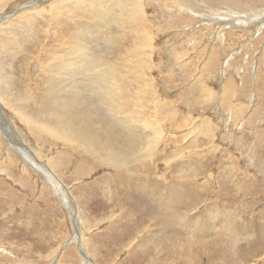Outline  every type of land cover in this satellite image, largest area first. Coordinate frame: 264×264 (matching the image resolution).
<instances>
[{
    "label": "rangeland",
    "instance_id": "1",
    "mask_svg": "<svg viewBox=\"0 0 264 264\" xmlns=\"http://www.w3.org/2000/svg\"><path fill=\"white\" fill-rule=\"evenodd\" d=\"M107 1L1 2L0 264H264V0H236L245 4L239 8L229 0V9L227 0L207 7L194 0L193 13L151 0L143 57L132 56L134 43L111 18L104 35L89 34L87 21L72 22L73 6L98 9ZM76 27L89 52L109 68L123 66L124 74L112 67L105 77L112 91L81 90L91 135L106 131L116 147L135 138V159L122 156L120 166L66 134L51 135L47 67L72 47ZM89 75L70 76L67 88L74 79L96 82ZM98 88L115 94L104 103ZM6 138L22 139L16 147L25 154ZM33 161L61 182L69 203ZM212 241L223 243V252Z\"/></svg>",
    "mask_w": 264,
    "mask_h": 264
},
{
    "label": "bare ground",
    "instance_id": "2",
    "mask_svg": "<svg viewBox=\"0 0 264 264\" xmlns=\"http://www.w3.org/2000/svg\"><path fill=\"white\" fill-rule=\"evenodd\" d=\"M4 0H0V6L2 5L1 2H3ZM6 1V0H5ZM88 1V4L89 5H92V4H95L96 0H86ZM103 0H100V2H102ZM109 1V0H108ZM108 1L104 4V7L103 8H98V9H94L92 7H86L85 8V5L83 7V5L81 4V7L79 5H75L73 6L74 10H71V13H74V15L76 16V19H74V17L72 18L71 16V20L72 22L75 21V22H78V21H87V23H91L93 24V28L92 30L90 29L89 31L86 30V32L88 31L89 34H93V32L96 30L97 33L101 34V35H104L105 33L109 32V30L107 29V27H109L106 23L110 21V24H113L111 26H114L113 28H117V27H121V29H123V33L125 34V40L127 39V37H129V41L133 42L135 47H136V50H135V53L134 55H132L133 57H137V55H140L142 56V51L144 49V47H146L148 44H149V41H150V36L147 32V30L145 29L146 27V22H145V8L146 7H150L151 6V0L149 1H146V0H114L110 5L108 4ZM174 4H177L179 3V11L181 10H184L185 11H188V12H192V11H195L197 12V4L194 3V0H172ZM206 1L208 0H201V3L203 4H200V6H206V5H209V4H204V3H207ZM218 1V0H217ZM224 1V0H223ZM222 1V2H223ZM233 4L235 5H231L232 8L233 7H236V8H239L237 7L236 5L238 6H241L243 7L245 4L241 1H236V0H230ZM8 2V1H7ZM55 2V1H53ZM126 2V5L125 3ZM224 3L227 4V7H230V4H229V0L227 1H224ZM114 4V7H111L112 5ZM183 4H186V6L189 8L188 10H185L183 9L182 5ZM38 5V4H36ZM199 6V7H200ZM54 7L55 8H61V7H57V4L54 3ZM207 7V6H206ZM196 8V9H195ZM210 9V8H208ZM229 9V8H228ZM28 12V11H27ZM34 12V11H33ZM116 12V13H115ZM133 12H136L138 13V19L141 23H139L137 21V19L135 18V15ZM183 12V11H182ZM187 12V13H188ZM31 13V12H30ZM193 13V12H192ZM44 14V13H43ZM59 14V13H58ZM94 15V16H93ZM193 16H195L194 14H192ZM23 16V15H22ZM30 16V19L28 18V25L31 27V24H33V15H29ZM112 16V17H111ZM173 16V15H172ZM191 16V15H190ZM197 17V16H196ZM217 17V16H216ZM111 18V19H110ZM209 18V17H208ZM21 19V17H20ZM86 19V20H85ZM207 19V18H206ZM218 19V18H217ZM235 20L236 19H239V18H234ZM20 21V20H19ZM27 21H26V25H27ZM230 21H232L230 19ZM230 21H225V23H230ZM174 22V21H173ZM182 22V21H181ZM208 22V21H207ZM211 22V20H210ZM213 22V21H212ZM216 24H220L219 21H215ZM219 22V23H218ZM224 23V22H223ZM232 23V22H231ZM23 24V23H22ZM69 24H71V22L69 21ZM183 24V23H182ZM76 25V24H75ZM74 25V26H75ZM116 25V26H115ZM2 26V25H1ZM33 26V25H32ZM68 26V25H67ZM71 26V25H70ZM62 27V26H61ZM69 27V26H68ZM1 28V27H0ZM20 28V27H19ZM31 28H34V27H31ZM31 28H29V30H31ZM58 28V27H57ZM17 29V28H16ZM77 29V32H76V40L74 42V44L76 46H74V44L72 45V47L69 49H65L63 52V55L62 56H57L56 58L53 59L52 62L48 61V67H47V72H48V75H50V85H49V93L51 95L49 96H45L46 98V103L43 104V106H45V110L47 111L48 110V113L52 116V120L50 121L52 124L50 126H52V133H55L57 134L56 136H60L62 134H66V139L67 140H73V143L74 141H76L77 143L83 145V144H86L90 147H92L93 150H95L96 153H100V152H105L106 153V159H109V162H112V163H118L121 159V157L123 156L124 158L126 157H130L129 159L130 160H134L135 159V154L134 152L136 151V147H137V144H136V140L135 138L133 137H130L131 139L128 141H124L125 142V145L124 147H122L121 145H119L118 147L115 146V143L114 141L112 140L113 138L108 134L106 133V131H102L101 133H92V135L90 134V132H94L92 130V124H93V121L91 116L92 114L90 115V113L87 112V108H86V105L84 103V98H83V95H82V91L84 90H87V91H93L94 88H97V87H105L106 89L109 88V91H112V85L111 87L109 86L108 87V83L105 84L106 80H109L108 78L105 80V77L107 75V73L110 74V69L112 67L115 68L116 72L117 71H120L124 74V70L122 69L121 71V68L123 67L121 64V68H119L120 64L119 62H116L115 64H113V66H111V68H109V63L106 64L104 61H102L100 58L96 57L95 55H93L91 52L88 51V46H87V49H86V42H85V38H82L81 41H78L79 39V35L82 34L81 31H79L78 27H76ZM119 29V28H117ZM35 31V30H34ZM38 31V30H37ZM68 31V30H67ZM4 32V31H3ZM84 32V31H83ZM85 32V33H86ZM3 34V33H2ZM13 34V33H12ZM11 34V35H12ZM22 34V33H21ZM29 34L31 35L32 33L29 32ZM88 34V35H89ZM91 34V35H92ZM123 34V35H124ZM29 35V36H30ZM85 35V34H84ZM97 35V34H95ZM120 35V34H119ZM10 36V35H9ZM83 36V35H81ZM32 37V35H31ZM84 37V36H83ZM86 37V35H85ZM15 38V37H13ZM48 38V37H47ZM92 38V37H91ZM97 38V37H96ZM96 38L94 41H96ZM132 38V39H131ZM11 39V38H10ZM59 39V38H58ZM57 39V40H58ZM65 39V38H64ZM90 39V38H89ZM66 40V39H65ZM112 40V39H111ZM62 41V40H61ZM114 41V39L112 40ZM111 41V42H112ZM123 41V40H122ZM9 42V41H8ZM50 42V41H49ZM11 43V42H10ZM119 43V41H118ZM62 46V45H61ZM74 46V48H73ZM120 44H118V48H120ZM75 47H80L81 50L79 49H76ZM48 48V47H47ZM64 48V47H63ZM52 49H55V48H52ZM86 49V50H85ZM68 50V51H66ZM142 50V51H141ZM42 52V51H41ZM45 52V51H44ZM43 53V52H42ZM44 54V53H43ZM55 54V53H54ZM53 54V55H54ZM66 54V56H65ZM57 55V54H56ZM55 55V56H56ZM60 55V54H58ZM152 55V54H151ZM92 56L91 59H89L88 57ZM45 57V56H44ZM47 57V56H46ZM143 57V56H142ZM38 58V57H37ZM46 61V60H45ZM47 65V63H46ZM112 65V64H111ZM142 65V64H141ZM124 68H125V65H124ZM133 70H135V67L134 65H132L130 68H128V71L126 72H132ZM169 70V69H168ZM112 71V69H111ZM106 72V74L104 73ZM79 75V74H84V75H94V78L92 80H95L96 82H99L97 83L98 85L100 84L101 86H97L96 84V87H94V83H91V82H88V83H82L80 80H76L74 79L73 80V84L68 86L70 88H67V82H69V78L70 76L72 77L73 75ZM47 75V74H46ZM68 77V78H66ZM89 75V76H90ZM103 76V78H102ZM113 76V75H112ZM78 79L80 78L79 76H77ZM84 78V76H82ZM114 77V76H113ZM74 78V77H73ZM72 78V79H73ZM86 78V77H85ZM89 78V77H88ZM109 78L111 79V77L109 76ZM125 78V77H124ZM82 79V78H80ZM103 79V80H101ZM121 79V78H120ZM66 80H69L66 82ZM91 80V81H92ZM1 81V80H0ZM72 81V80H71ZM70 81V83H71ZM105 81V82H104ZM111 81V80H110ZM114 81V80H113ZM111 81V82H113ZM66 82V83H65ZM108 82V81H107ZM109 82V83H111ZM125 82H127L125 80ZM130 82V81H129ZM117 83V82H116ZM132 83V82H131ZM114 85V83H113ZM119 86V83L117 84ZM116 85V86H117ZM115 86V85H114ZM115 86V88H116ZM111 88V89H110ZM114 89V88H113ZM119 89V88H118ZM142 89V88H141ZM82 90V91H81ZM101 91L102 88H98L96 89L95 91ZM104 90V89H103ZM103 90L101 91L102 94H103ZM116 90V89H115ZM66 91V92H64ZM104 91H107V97L110 96V94H115V91L113 93H110L108 92V90H104ZM121 91V90H120ZM132 91V90H131ZM142 91H144L142 89ZM63 92L65 93V96L63 95ZM117 92V91H116ZM149 92V91H148ZM91 93V92H90ZM93 93V92H92ZM105 93V92H104ZM143 93V92H142ZM146 93V92H145ZM85 94V93H84ZM96 95V97L98 98V100H102V102L106 103L108 101V99H110V96L109 98L106 97L105 94L103 95ZM118 94V93H117ZM141 94V93H139ZM144 94V93H143ZM133 95V94H132ZM142 95V94H141ZM63 96V97H62ZM119 96V95H117ZM124 96H127V95H124ZM95 97V96H94ZM93 97V98H94ZM114 97V95H113ZM149 97V96H148ZM44 98V97H43ZM91 98V97H90ZM115 98V97H114ZM112 98V99H114ZM139 97H137L138 99ZM42 99V98H41ZM123 99H126L123 98ZM140 99V98H139ZM139 99L137 100L138 103H139ZM143 99V98H142ZM89 100V99H88ZM97 100V101H98ZM104 100V101H103ZM120 100V99H119ZM72 101V102H71ZM114 100H112L113 102ZM116 102L118 101L115 100ZM115 101L113 102L114 104ZM143 101V100H142ZM121 102V101H119ZM117 102V103H119ZM122 102H124V100H122ZM127 102V100H126ZM129 102V101H128ZM71 103L72 106L69 104ZM112 103V104H113ZM51 104V105H50ZM87 104V103H86ZM108 105L111 104V102L109 101V103H107ZM109 105L112 109H113V105ZM141 104V103H139ZM102 105V104H101ZM117 105V104H116ZM126 105V104H125ZM125 105H123V107H125ZM129 105V104H128ZM142 105V104H141ZM71 106V107H70ZM120 106L122 107V104H120ZM2 107V106H1ZM47 107V108H46ZM88 107V106H87ZM115 107H118V106H115ZM120 107V108H121ZM71 108V109H70ZM120 108L119 111H120ZM128 108V107H127ZM144 108V107H143ZM4 109V108H3ZM109 109V108H108ZM111 109V110H112ZM115 109V108H114ZM113 109V110H114ZM2 110V109H1ZM109 111L112 115L116 112H114L113 110L112 111ZM117 110V108H116ZM52 111H54L53 113H57L55 114V116H53L54 114L52 113ZM108 112V110H107ZM128 112V111H127ZM130 112V111H129ZM3 113V112H2ZM67 114L66 116H63V115H60V114ZM118 113V112H117ZM120 113V112H119ZM131 113V112H130ZM132 113H134L132 111ZM128 113H125V115H127ZM133 115V114H132ZM123 116V115H122ZM141 116V115H140ZM24 117V115H23ZM36 117V116H35ZM34 117V119H35ZM40 117V116H39ZM113 117V115H112ZM118 117V115H117ZM119 117H121L119 115ZM143 117V116H142ZM141 117V118H142ZM25 118V117H24ZM27 118V117H26ZM25 118V119H26ZM128 118V117H127ZM31 119V118H30ZM132 119V118H131ZM134 119V118H133ZM65 120V123H63ZM29 122V118L27 120ZM133 121V120H132ZM34 122V121H33ZM129 122H131L129 120ZM2 124V122H0ZM32 123V122H31ZM38 123V122H37ZM36 123V124H37ZM70 123V125L68 124ZM4 124V123H3ZM34 125V124H33ZM97 125V124H96ZM151 127V126H149ZM44 128V127H43ZM46 128V127H45ZM127 129V127H124ZM160 129V128H159ZM156 130V129H155ZM1 131V129H0ZM43 131V129L41 130ZM12 134V133H11ZM17 134V133H16ZM10 135V134H8ZM7 135V136H8ZM104 135L105 137H107L106 139L104 138ZM128 135V134H127ZM20 135H18L19 137ZM55 136V137H56ZM130 136V134H129ZM5 137V136H4ZM59 137H57L58 139ZM7 139V138H6ZM12 139V138H11ZM153 139V142L156 141V138H152ZM4 140V139H3ZM10 140V139H9ZM55 140V139H54ZM126 140V139H125ZM147 140V139H146ZM145 140V142H146ZM155 140V141H154ZM8 141V139H7ZM16 141V142H14ZM14 141H8L10 144V148L12 151H14L18 156H22L25 154V152L22 150L20 151L16 146H19L20 145V142L21 144H23L22 142V139H14ZM64 141V140H63ZM6 142V141H5ZM149 142V140L147 141ZM157 142V141H156ZM72 143V144H73ZM76 144V143H75ZM124 144V143H123ZM142 145V148H145V150H149L150 151V146H149V149L146 148L147 145L144 144V140L141 141L140 143ZM148 144V143H147ZM156 145V144H155ZM78 146V145H77ZM148 147V146H147ZM14 148V149H13ZM79 148V147H78ZM73 149V148H72ZM153 149V148H152ZM29 152H31V150H29ZM29 154V153H28ZM151 155V154H150ZM132 156V157H131ZM33 162H36V161H33ZM31 162V164L33 163ZM44 165V164H43ZM117 166H120V164H116ZM34 166V170L38 171L41 175L42 178H44L53 188L56 189V191L58 192V196L60 198V201H62L63 203H69L68 202V195L67 193L64 191L63 189V186L61 184V182H59L56 178L54 179L53 177H51V175H49V172L44 169V167H41V165H39L37 162L36 164L32 165ZM54 168V167H53ZM44 173V174H43ZM55 176V175H54ZM56 177V176H55ZM48 184V185H49ZM55 191V190H54ZM168 212V211H167ZM169 212H172V211H169ZM168 214V213H167ZM167 219V218H166ZM162 223L163 226L166 225V221L164 220H161L160 221ZM125 228V227H124ZM80 230V229H79ZM184 234V233H183ZM212 235V234H211ZM214 235V234H213ZM77 237V236H76ZM254 239V238H253ZM74 240V239H73ZM212 244V247H215L216 244L214 243V241H212L210 243V245ZM218 247H215L216 250H219L220 252H223V243H220L218 242L217 243ZM235 247V246H234ZM219 248V249H218ZM231 250V249H230ZM86 256V255H85ZM84 258V257H83ZM87 258V257H86ZM84 259L87 261V259ZM246 261V260H245ZM252 261V259H251ZM89 264H92V263H89ZM94 264V263H93Z\"/></svg>",
    "mask_w": 264,
    "mask_h": 264
},
{
    "label": "water",
    "instance_id": "3",
    "mask_svg": "<svg viewBox=\"0 0 264 264\" xmlns=\"http://www.w3.org/2000/svg\"><path fill=\"white\" fill-rule=\"evenodd\" d=\"M71 241V240H70ZM67 242H69V241H66L65 243L67 244Z\"/></svg>",
    "mask_w": 264,
    "mask_h": 264
}]
</instances>
